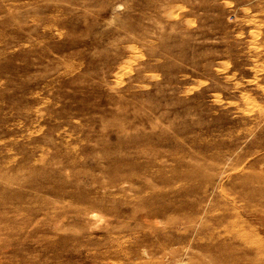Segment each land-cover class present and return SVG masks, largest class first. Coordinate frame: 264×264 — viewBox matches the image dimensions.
Masks as SVG:
<instances>
[{
  "label": "rangeland",
  "instance_id": "1",
  "mask_svg": "<svg viewBox=\"0 0 264 264\" xmlns=\"http://www.w3.org/2000/svg\"><path fill=\"white\" fill-rule=\"evenodd\" d=\"M154 210L264 264V0H0V264H130Z\"/></svg>",
  "mask_w": 264,
  "mask_h": 264
},
{
  "label": "bare ground",
  "instance_id": "2",
  "mask_svg": "<svg viewBox=\"0 0 264 264\" xmlns=\"http://www.w3.org/2000/svg\"><path fill=\"white\" fill-rule=\"evenodd\" d=\"M127 222L116 229L112 227L111 235L116 244H125L119 238L130 236L127 240L130 239L131 245L125 254L130 264H248V233L245 231L248 224L243 221L180 220L154 210L135 214ZM152 234L158 238L152 240ZM188 235H194V241H187ZM183 256L189 257L184 260ZM109 264L122 263L113 260Z\"/></svg>",
  "mask_w": 264,
  "mask_h": 264
}]
</instances>
